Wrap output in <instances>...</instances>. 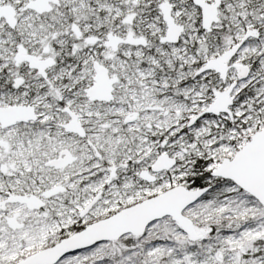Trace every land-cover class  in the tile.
Here are the masks:
<instances>
[{
	"label": "snow or ice",
	"instance_id": "6c2138e0",
	"mask_svg": "<svg viewBox=\"0 0 264 264\" xmlns=\"http://www.w3.org/2000/svg\"><path fill=\"white\" fill-rule=\"evenodd\" d=\"M0 264H264V0H0Z\"/></svg>",
	"mask_w": 264,
	"mask_h": 264
}]
</instances>
